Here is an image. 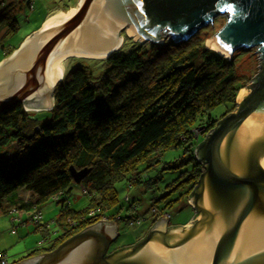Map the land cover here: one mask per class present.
Instances as JSON below:
<instances>
[{
	"label": "trees",
	"instance_id": "16d2710c",
	"mask_svg": "<svg viewBox=\"0 0 264 264\" xmlns=\"http://www.w3.org/2000/svg\"><path fill=\"white\" fill-rule=\"evenodd\" d=\"M27 7L28 15L33 14L32 0ZM13 11L10 5L9 11L1 12V28L16 34ZM24 38L16 47L3 44L0 62ZM166 42L161 47L151 45L150 56L137 44L105 60L70 67L56 86L55 106L47 111L46 121L21 104L0 114V216H9L18 228L33 224L43 238L17 262L10 263L7 254L0 252V264L50 254L106 219L128 224L134 220L141 227L148 224L150 231L157 217L171 219V212L181 208L178 204H187L194 196L204 169L195 151L234 113L239 92L252 77L237 74L236 57L244 53L228 59L207 49L198 34L187 41ZM218 108L222 111L214 115ZM172 150H181V156L164 162V154ZM162 163L159 175L151 176L149 172ZM71 168L89 172L77 184ZM180 169L162 192V172ZM122 182L139 195L153 194L150 214L140 212V197L133 201L126 197L129 206L122 205L117 190ZM75 186L89 197L82 210L72 209L67 195ZM50 201L61 206L54 234L40 209Z\"/></svg>",
	"mask_w": 264,
	"mask_h": 264
},
{
	"label": "water",
	"instance_id": "95a60500",
	"mask_svg": "<svg viewBox=\"0 0 264 264\" xmlns=\"http://www.w3.org/2000/svg\"><path fill=\"white\" fill-rule=\"evenodd\" d=\"M219 16L226 24L213 39L222 52L256 48L260 63L234 113L195 151L204 169L194 223L170 228L162 217L138 244L108 255L120 234L100 222L19 264H264V0H80L73 16L43 24L0 62V114L19 104L51 111L63 53L107 59L125 30L141 44L187 41ZM70 172L80 184L89 170Z\"/></svg>",
	"mask_w": 264,
	"mask_h": 264
},
{
	"label": "rangeland",
	"instance_id": "374dc122",
	"mask_svg": "<svg viewBox=\"0 0 264 264\" xmlns=\"http://www.w3.org/2000/svg\"><path fill=\"white\" fill-rule=\"evenodd\" d=\"M29 1L30 0H0V12L9 11L10 5H12L14 10L17 11L15 18L18 22V28H19L16 34H13V32L6 33L5 34L6 37L4 36L0 40L1 45L5 44V45L16 47L19 44V42L24 38V36H26L27 34L32 35L36 31L41 29L40 28L36 31H33L39 28L44 18H46L47 16L50 17V15L57 13L58 11L68 12L73 8H78L80 4V0H32V2L35 5V10L33 14L28 15L29 9L27 7V3ZM69 7L71 8L69 9ZM226 20L227 19L225 16H219L215 19L213 24L205 26L204 28L198 31L197 34L200 36L201 42L204 44V46L207 49L214 51L213 49L209 48L208 41L213 40L214 36L226 24ZM122 36L124 38V44L120 50H122L124 47L131 46L130 49L128 50L130 51L137 44H140L142 47H145L144 49L147 50L145 52L147 56L151 55V50H152L151 45H156V46L161 47L163 45H166L167 44L166 41L169 40L165 38L163 42H161L160 44H148V43L141 44L140 42H136L132 40L129 37V35L126 34V30L122 31ZM27 37L24 38V41L26 40ZM15 51H13L12 54L6 59L10 58ZM2 52L3 51H1V54H0L1 57L3 55ZM236 52L244 53V55L239 57V59H237L236 57L237 74L239 75L240 78L252 77L253 79L259 70L258 66L260 63L258 55L256 54V48H251L248 50H238ZM233 56L234 55L227 57L224 55V57L228 59H232ZM102 60H105V59H91L89 57H83V58L71 57L67 59V61L65 62L64 76L66 74V71L72 66H75L78 64H84L85 62H88V61H102ZM96 67L99 68L100 66L96 65ZM62 79L60 81H62ZM249 88H250L249 84H247L242 90L248 91ZM217 111L221 112L222 108H218V110L214 112V115L215 114L217 115ZM27 112L36 113L35 116H37V118L41 121H46L49 116V113L46 111V109L40 110L39 112H36V111H27ZM181 154H182L181 150L168 151L164 154L163 161L167 163L173 162L177 157H180ZM163 167H164L163 163L160 164L154 169L155 171H157V173L153 174V172L155 171L153 172L150 171L149 172L150 175L151 176L156 175V174L159 175ZM181 170L182 169L162 172V174H164L163 175L164 178L161 180V182H159L160 183L159 188L161 189L162 192H164L163 189L167 184H169L171 181H173L179 176ZM125 185H127L125 182L117 184V190L119 192L118 197L120 201H122V205L125 206L126 208L129 206V203L125 202L126 197L131 198V201L135 200L136 197H140L142 201V204L139 207L140 212L150 214L151 212H147V210H148V207L152 205V203H150V200L153 194L151 192H148V193L139 195L138 194L139 192L131 188L129 189L128 186H125ZM20 193H21L20 196L24 195L23 191H21ZM67 195L69 196V199L71 201V206H72L71 208L74 210H82L85 207H87V205L89 204V197L82 195V192L79 186H75L74 188H72ZM191 199L188 201L187 204H185V202L178 204V206H180L181 208H177L171 212L172 220H171L170 228L191 226L194 223L197 217L196 216L197 212L193 204H191L192 203ZM40 209L42 210V214H43V222L49 223L51 225V228H52L51 233L53 232L52 234H54L55 231L57 230V225L54 221L59 215L61 206L55 202L50 201L47 204L40 205ZM151 209H153V207L150 206L149 210ZM140 215L141 214H138L139 217H143ZM162 217H166V216L164 215V216L157 217V219L153 221V225L151 228H153L154 225ZM10 220L11 219L9 218V216H3V215L0 216V252H5L7 256L9 257V262L13 263V262L19 261L23 257L28 256L29 250L31 248H35L38 245V243L42 241L43 238H42V235L39 234V232H35V226L33 224L28 225L27 227L23 226L24 228L23 227L18 228L17 226L13 225L10 222ZM103 222H114L116 224L117 231L120 234L115 240H113L112 244L110 245L108 253H107L108 255L115 253L116 251H118L117 249L120 250L121 247L123 249V248L131 247L133 245L138 244L140 241H142L145 238V236L147 235L146 233H148L149 228H150L148 224H144L142 227L140 225H135L134 220H132L131 223L129 224L127 223L128 221L127 222L121 221L120 223H118L116 220L111 221L108 219L104 220ZM12 230H16L15 234L12 233ZM17 230L19 231L17 232ZM118 238L119 240L117 241ZM40 245H43V244H40ZM126 245L128 246L126 247ZM111 250L112 252H110Z\"/></svg>",
	"mask_w": 264,
	"mask_h": 264
},
{
	"label": "bare ground",
	"instance_id": "6f19581e",
	"mask_svg": "<svg viewBox=\"0 0 264 264\" xmlns=\"http://www.w3.org/2000/svg\"><path fill=\"white\" fill-rule=\"evenodd\" d=\"M78 8H73L71 9L70 11L68 12H64V11H58L57 13H54L52 15H50V17H48L46 20H45V23H44V28H47L51 23H53L57 18L61 17V16H73L76 12ZM208 46L209 48L213 49L214 51L222 54V55H226L224 52H222V50L219 48V46L216 44V42L213 40H210L208 41ZM64 54V58H65V62L67 61V59L71 58V57H76V58H83V57H88V56H84V55H81V54H78V53H63ZM227 57H230L229 55H226ZM94 59H103V58H94ZM65 66V64H64ZM64 72H65V67H64V70L62 72V75H61V78L60 80L64 77ZM60 80H58L55 84H57L58 82H60ZM244 92L245 90H242L240 92V94L238 95L237 99H242V96L244 95ZM27 111H36V112H39L40 110H27Z\"/></svg>",
	"mask_w": 264,
	"mask_h": 264
},
{
	"label": "crops",
	"instance_id": "0c3cea01",
	"mask_svg": "<svg viewBox=\"0 0 264 264\" xmlns=\"http://www.w3.org/2000/svg\"><path fill=\"white\" fill-rule=\"evenodd\" d=\"M2 12H3V11H2ZM5 12H7V11H5ZM13 12H14V13H13L14 15L17 14V13H16L17 11H13ZM0 14H1V12H0ZM47 17H48V16H47ZM47 17H46V18H47ZM46 18H45V19H46ZM1 22H2V21L0 20V40L3 38V35H4V34L8 33L4 27L1 28V27H2ZM33 31H36V29L33 30ZM5 32H6V33H5ZM28 35H29V34H28ZM4 36H5V35H4ZM26 36H27V35H26ZM26 36H25V37H26ZM5 37H6V36H5ZM2 46H4V45H1V44H0V52L2 51ZM29 225H30V224H29ZM27 226H28V225H27Z\"/></svg>",
	"mask_w": 264,
	"mask_h": 264
},
{
	"label": "clouds",
	"instance_id": "9594fccd",
	"mask_svg": "<svg viewBox=\"0 0 264 264\" xmlns=\"http://www.w3.org/2000/svg\"><path fill=\"white\" fill-rule=\"evenodd\" d=\"M43 26V25H42ZM220 54V53H219ZM166 216V215H165ZM140 223H141V221H140Z\"/></svg>",
	"mask_w": 264,
	"mask_h": 264
},
{
	"label": "built area",
	"instance_id": "2783aa9c",
	"mask_svg": "<svg viewBox=\"0 0 264 264\" xmlns=\"http://www.w3.org/2000/svg\"><path fill=\"white\" fill-rule=\"evenodd\" d=\"M138 223H140V221Z\"/></svg>",
	"mask_w": 264,
	"mask_h": 264
}]
</instances>
